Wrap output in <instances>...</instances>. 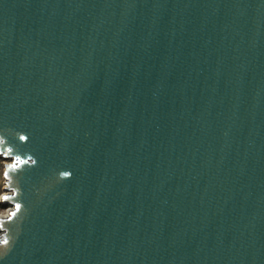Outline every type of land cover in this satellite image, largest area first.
Instances as JSON below:
<instances>
[{
    "label": "water",
    "instance_id": "1",
    "mask_svg": "<svg viewBox=\"0 0 264 264\" xmlns=\"http://www.w3.org/2000/svg\"><path fill=\"white\" fill-rule=\"evenodd\" d=\"M0 159V264H264V0H0Z\"/></svg>",
    "mask_w": 264,
    "mask_h": 264
},
{
    "label": "snow or ice",
    "instance_id": "2",
    "mask_svg": "<svg viewBox=\"0 0 264 264\" xmlns=\"http://www.w3.org/2000/svg\"><path fill=\"white\" fill-rule=\"evenodd\" d=\"M28 139H29V137H28V136H25V135H21V136L19 137V141L21 142V144L25 143ZM12 151H13V150H12L11 148H6L5 151H4V154H3V158H4V159H9V158H10V154L12 153ZM19 159H20V157L17 156V157H16V161H19ZM29 159H31V157H29ZM35 163H36V161H33V164H35ZM16 166H17V165H16V162L14 161L13 163L9 164V166H8V170H9V171H10V170H13V169L16 168ZM3 175H4L5 177H7V175H8V171H5V172L3 173ZM65 175H68V173H65ZM2 199H3L4 201H7L9 198H8L7 196H3ZM15 207H16L17 211H19V209H20L21 206H20L19 204H17ZM11 215L14 217V216L16 215V213L13 212V213H11ZM3 243L6 244L7 241H4ZM3 255H4V253L0 252V258H2Z\"/></svg>",
    "mask_w": 264,
    "mask_h": 264
},
{
    "label": "rangeland",
    "instance_id": "3",
    "mask_svg": "<svg viewBox=\"0 0 264 264\" xmlns=\"http://www.w3.org/2000/svg\"><path fill=\"white\" fill-rule=\"evenodd\" d=\"M8 163V161L0 159V195L2 196L4 194V182L2 179V173H3V169H4V165ZM9 206H1L0 205V216H3L6 211L9 209Z\"/></svg>",
    "mask_w": 264,
    "mask_h": 264
},
{
    "label": "bare ground",
    "instance_id": "4",
    "mask_svg": "<svg viewBox=\"0 0 264 264\" xmlns=\"http://www.w3.org/2000/svg\"><path fill=\"white\" fill-rule=\"evenodd\" d=\"M5 188V187H4ZM5 195V193L1 196L0 195V200H1V198L3 197ZM8 212H9V209L6 211V213L3 215V216H0V218H2V217H6L7 216V214H8Z\"/></svg>",
    "mask_w": 264,
    "mask_h": 264
}]
</instances>
